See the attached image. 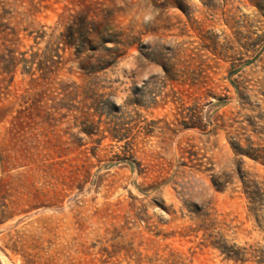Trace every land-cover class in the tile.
Listing matches in <instances>:
<instances>
[{
	"label": "rangeland",
	"instance_id": "rangeland-1",
	"mask_svg": "<svg viewBox=\"0 0 264 264\" xmlns=\"http://www.w3.org/2000/svg\"><path fill=\"white\" fill-rule=\"evenodd\" d=\"M0 17V264H264V0H0ZM41 90L72 110L28 118Z\"/></svg>",
	"mask_w": 264,
	"mask_h": 264
},
{
	"label": "trees",
	"instance_id": "trees-1",
	"mask_svg": "<svg viewBox=\"0 0 264 264\" xmlns=\"http://www.w3.org/2000/svg\"><path fill=\"white\" fill-rule=\"evenodd\" d=\"M0 19H1V17H0ZM93 23H95V22H93V20L91 22L89 20V17L84 19L83 21H81V24L84 25V30H85L84 39L87 40V42L89 41L90 36H91V33H90V31H88L87 27L90 26L91 24L93 25ZM75 24H76V22L72 21V24L70 23L67 26V33L64 35V41H63V44L65 45L66 49L75 45V43L78 41V38L75 36L76 35L75 29H74ZM0 25H2V24H0ZM76 25H78V24H76ZM103 43L105 44L104 50L108 53V55H107L106 59L105 58L103 59V61H102L103 65H102L101 69H108L109 67H111L115 63V58L112 57L113 55H111V54L115 55V52L119 51V47L117 46V44H119V43H115L113 41V39L110 38V35L103 39ZM107 43H112V44H114V46L113 47H107L106 46ZM25 60L26 59H24V61ZM25 62H26V64H29L31 66L34 63L32 60H26ZM27 73H29V72L27 71ZM63 93H64L63 98H61V100L59 102H55L54 97L48 96V94L44 90H41V91L35 93L34 96H30V97H32V99H30V98H28V99L31 102L30 109L32 111H31L28 118H30V119L35 118V116L32 112L37 110L40 115L36 114V118H41L44 121L47 120V122H49V120H51L52 118L46 117L49 115L46 111L48 108L56 109V110L57 109H59V110L64 109L67 111H71L73 106L69 102H71L73 100L72 93L67 92L65 90H63ZM22 99H25V97L22 96ZM49 100L54 102L55 104L53 106L47 107V102ZM110 107H113V105H110ZM28 109L26 108V110H28ZM41 112H44L45 114L41 115ZM23 113H24L23 111L19 112V118L24 120L25 116H23ZM111 138L113 141H118V142L123 140L122 139L123 137H118L116 135H111ZM43 167L44 168L46 167L45 163L43 164Z\"/></svg>",
	"mask_w": 264,
	"mask_h": 264
}]
</instances>
